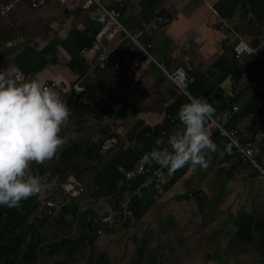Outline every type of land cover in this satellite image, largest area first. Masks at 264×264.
<instances>
[{
    "label": "crops",
    "instance_id": "obj_1",
    "mask_svg": "<svg viewBox=\"0 0 264 264\" xmlns=\"http://www.w3.org/2000/svg\"><path fill=\"white\" fill-rule=\"evenodd\" d=\"M102 2L107 8L118 9L122 24L129 29L153 14L162 15L164 24L152 37L151 54L155 60L170 71L177 68L186 70L191 83L195 80L200 87L190 92L191 95L203 97L212 105L214 122L226 129H236L241 134L264 132V54L245 57L242 61L233 59L227 37L220 30L221 23L225 21L244 42L256 43L264 37V0ZM49 3L59 7V10H53L58 21L52 23L55 31L46 39L37 35L34 44L28 43L29 48L22 52L36 49L43 56L42 61L38 65H21L16 57L4 70L10 72L12 68H18L28 79L45 82L58 79L70 86L81 84L86 88L94 109L96 103L91 99L92 95L105 108L117 110L127 107L130 117L125 121L114 120L117 125L110 127L114 133L115 130L120 131L118 143L121 141L124 146L129 143L128 140L124 142L126 131L130 133L144 126L153 128L164 119L170 122V126L159 138L166 139L175 132L179 126L176 113L187 100L177 95L158 67L148 60H142L133 67L135 51L126 41L113 50L118 69L113 64L91 71L85 68V73L80 76L79 68H74V71L69 65L72 48L79 35L90 40L91 35L100 29L104 16L97 8L69 11L55 2ZM47 14L50 15V11ZM6 42L10 43L8 39ZM79 60L82 62L80 56ZM65 98L74 97L69 94ZM167 109L171 112L168 113ZM90 111L105 116L98 110ZM128 121L131 126L124 132L122 125ZM206 131L215 145L214 150L206 152L207 168L189 167L173 184L170 183L173 175H164L162 169L154 170L157 175L151 180L154 179L157 191L149 212L154 210L159 214L161 209L165 211L166 205L171 210L176 209L173 212L178 214L180 222V213L190 208L202 224H209L205 238L219 237L221 225L233 239L236 224L241 219L264 216V176L236 158L223 154L224 142L209 119ZM255 150L264 168V138L256 139ZM171 219L173 216L167 218L168 226Z\"/></svg>",
    "mask_w": 264,
    "mask_h": 264
},
{
    "label": "trees",
    "instance_id": "obj_2",
    "mask_svg": "<svg viewBox=\"0 0 264 264\" xmlns=\"http://www.w3.org/2000/svg\"><path fill=\"white\" fill-rule=\"evenodd\" d=\"M78 37L75 47L73 46L72 48L69 65L73 70L74 68H79L77 72L82 76L85 73V67H83L82 62L79 60V51L84 46H87L90 40L86 39L84 35H79ZM233 59L235 58L233 57ZM7 64L6 62V64L0 67V70H4ZM23 71L26 72L25 69ZM235 71H238V69ZM196 87L199 86L195 84L194 80L189 87L190 92L193 93ZM91 99L96 103L94 110H98L104 114L108 122V125L101 130V139L96 142L76 140L61 151L56 163L50 166L44 163L40 165L32 164L30 165V170L41 178L46 177L47 181L55 180V182L62 183L68 176H73L81 182L82 177L80 173L86 168H90L93 171L92 184L96 187L93 193L92 204L96 203L100 198L111 197L113 207L110 210L112 216L115 218L120 204L127 199L131 216L139 220L155 201L154 197L157 190L154 179L151 180L154 176L151 173L142 172L131 179H125L119 169L121 168L125 171L133 170L143 155L154 146L156 139L168 131L170 122L164 119L160 125L153 128L147 126L138 130L135 128V131L126 134V138L129 141L128 145L124 146L120 141L112 149L102 152L101 146L103 141L112 136H116L117 141L119 140V136L110 127H115L117 120L125 121L130 117L131 113L127 107L117 110L105 108L103 105H100L99 100H97L98 102L95 100L97 98L93 95ZM62 100L66 101L70 108L71 115L69 121H72L75 117H82L84 114L93 113L75 98L64 97ZM167 112H171V109H167ZM145 166L150 171L162 169L155 164ZM189 167L186 165L177 170L173 174L170 183L173 184ZM162 171L164 175H169L167 169H162ZM145 184H148V186L145 187ZM39 202V198L33 196L22 200L18 207L8 208L0 206V264H60L58 260L49 262L46 259L55 254L56 251L63 252L69 244L72 248L66 251L68 256H71L74 243L75 246L80 243H86L90 247L89 234H91V247H93L96 225L104 226L108 229L117 224L110 225L108 222H104L99 225L93 222L92 225L85 229L86 223L84 221L105 210L99 211L95 204L90 208H85L83 204L74 199L70 204L61 208L57 215H52L54 219L51 215H46L45 209L41 212L39 222L41 225L64 227L79 220L86 234L80 235L75 241L66 237L59 242L47 243L39 230H37L34 220H29V217L39 206ZM68 215L70 216L69 220H66ZM233 239L239 240L252 248L260 256V264H264V216L241 219L236 224ZM86 262L90 264H108L106 255L103 254L98 258H86L79 264H85ZM62 264L70 263L64 261Z\"/></svg>",
    "mask_w": 264,
    "mask_h": 264
},
{
    "label": "rangeland",
    "instance_id": "obj_3",
    "mask_svg": "<svg viewBox=\"0 0 264 264\" xmlns=\"http://www.w3.org/2000/svg\"><path fill=\"white\" fill-rule=\"evenodd\" d=\"M55 9L59 10V7L54 3H49L35 10L18 4L11 12L10 21L0 19V67L6 64V59L7 63H9V61H13L16 57H18L21 65H38L42 61L43 56L36 49H34L35 51L27 49L25 53L22 52L24 49L29 48L28 43L35 42L37 35H42V39H46L52 35L55 31L52 23H58L57 18L53 16V12H56L53 11ZM49 11L51 16L47 14ZM6 39L10 43H7ZM56 43L54 41V44ZM106 125H108V122L96 112L84 114L82 117H75L72 121H68L67 125L62 126L60 132V136L65 140V144L58 150L53 159L45 161L44 164L50 166L56 163L61 151L76 140L96 142L101 139V130ZM122 126L125 132L131 125L128 121L127 123L124 122ZM127 140L124 138V142ZM80 175L82 181H78L82 184L84 191L76 198L78 202L83 204L85 208H90L95 204L99 211L103 209L110 210L113 207L111 197L100 198L96 203L92 204L93 193L96 190V187L92 184V169L86 168ZM45 179L41 178L43 184V180ZM44 185L45 187L47 186V184ZM126 201L128 200L124 202ZM174 209L171 210L170 207H166L165 205V211L161 209L159 214L157 211L153 212L154 210L149 212V209L139 220L130 216L108 229L104 226L96 225L93 247H88L86 243H80L75 246L74 243L71 256H68L66 251L72 248L69 244L66 246L65 252L56 251L55 254L46 260L49 262L58 260L60 264L64 261H68L70 264H79L86 258H98L103 254L106 255L108 264L261 263L260 256L243 242L239 240L234 242L232 235L226 231V228L224 229L219 225V237L207 239L205 238V234L210 229L208 227L209 224H202L197 215L190 211V208H183L185 209L183 211L181 208L182 212L180 213L179 222V219H177L179 218L178 214L173 212L176 210ZM39 216L40 214L34 213L29 217V220H34L37 230H39L47 243L59 242L66 237L75 241L80 235L86 234H84L85 231L79 220L74 221L71 225L56 227L54 225H41ZM169 216H173L170 226L167 224ZM69 217L68 215L66 220H69ZM172 225H175V228ZM85 264L90 263L86 262Z\"/></svg>",
    "mask_w": 264,
    "mask_h": 264
},
{
    "label": "clouds",
    "instance_id": "obj_4",
    "mask_svg": "<svg viewBox=\"0 0 264 264\" xmlns=\"http://www.w3.org/2000/svg\"><path fill=\"white\" fill-rule=\"evenodd\" d=\"M18 73V68L0 70V206L8 208L46 194L41 177L30 165L56 156L65 144L61 128L71 115L66 101L45 81ZM214 111L206 99L189 94L176 113L178 129L166 139L157 138L142 162L167 169L169 175L186 165L206 169V152L215 148L206 123Z\"/></svg>",
    "mask_w": 264,
    "mask_h": 264
},
{
    "label": "built area",
    "instance_id": "obj_5",
    "mask_svg": "<svg viewBox=\"0 0 264 264\" xmlns=\"http://www.w3.org/2000/svg\"><path fill=\"white\" fill-rule=\"evenodd\" d=\"M49 2H55L60 7L69 11L89 10L92 8L99 9L104 19L99 30L91 35L90 42L79 51V56L87 69L91 71L96 67H105L113 64L115 69H118V63L114 60L113 50L122 42H129L135 51L133 60V67L138 66L142 60L153 62L166 80L173 86L177 95L187 97L190 93L189 87L191 79L188 77L184 68H177L175 70H168L155 60L151 54L152 37L164 24V18L160 14H153L139 22V24L132 29L125 27L121 22V13L118 9L107 8L104 6L102 0H0V19L4 21L10 20L13 8L22 4L31 10L38 9L45 6ZM220 30H222L228 40V44L233 51V56L237 61H242L245 57L261 56L264 54V37L257 40L256 43H246L237 36L230 24L225 21L221 23ZM31 44H34L33 42ZM17 68L10 70L14 71ZM25 79L28 76L20 71ZM47 85L57 91L61 97H66L71 94L78 102L84 105L89 110H94V104L87 97L86 88L78 83L68 85L58 79L46 81ZM236 109V108H235ZM105 119V116H101ZM106 120V119H105ZM210 122L215 126L219 137L224 142L223 154L227 157H234L241 163L247 164L254 170L264 176V168L261 166L255 150V142L258 138H264V132L255 133H239L236 129H226L223 125L214 122L210 117ZM119 130H115V134H119ZM116 136H112L104 141L101 146V151L106 152L117 144ZM125 179H131L142 172L151 173L153 176L157 175L156 171H150L145 164L140 160L135 168L130 171L119 169ZM45 179V177L43 178ZM46 194L39 198V206L35 210V214L41 217V212L46 209V215H54L59 210L72 202L77 200L81 193H83L82 184L73 176H68L62 183H52V181L43 180ZM33 213V214H34ZM111 213V211H110ZM50 216V217H51ZM131 216L128 209V201L122 202L115 218L110 215L111 221L108 223H120ZM115 226V224H114Z\"/></svg>",
    "mask_w": 264,
    "mask_h": 264
},
{
    "label": "water",
    "instance_id": "obj_6",
    "mask_svg": "<svg viewBox=\"0 0 264 264\" xmlns=\"http://www.w3.org/2000/svg\"><path fill=\"white\" fill-rule=\"evenodd\" d=\"M110 215H111L110 210H105L102 213H98L96 216L91 217L87 221H84L86 223L85 224V229H87L90 225H92L93 222L95 224H100V223L107 222L110 219ZM85 233L86 232H84V234ZM89 235H90L89 242H90V246H91V234H89Z\"/></svg>",
    "mask_w": 264,
    "mask_h": 264
}]
</instances>
